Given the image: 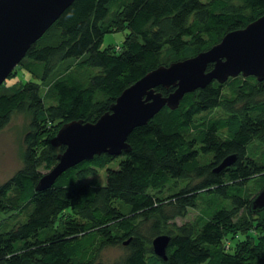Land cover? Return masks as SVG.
Masks as SVG:
<instances>
[{
	"label": "trees",
	"instance_id": "16d2710c",
	"mask_svg": "<svg viewBox=\"0 0 264 264\" xmlns=\"http://www.w3.org/2000/svg\"><path fill=\"white\" fill-rule=\"evenodd\" d=\"M262 14L264 0H73L0 85V129L15 111L31 115L22 164L0 182V264H264V208L248 209L264 185V79L252 75L185 93L132 129L129 150L35 188L64 148L50 144L63 123L95 120L147 71ZM119 29L120 44L101 45ZM194 207V219L176 221ZM160 233L166 258L151 247ZM124 240L116 259L100 258Z\"/></svg>",
	"mask_w": 264,
	"mask_h": 264
},
{
	"label": "water",
	"instance_id": "95a60500",
	"mask_svg": "<svg viewBox=\"0 0 264 264\" xmlns=\"http://www.w3.org/2000/svg\"><path fill=\"white\" fill-rule=\"evenodd\" d=\"M73 0H0V85L24 57L28 48L46 31ZM212 66L208 69V64ZM238 74L264 79V14L247 25L227 32L206 51L160 64L125 87L109 109L95 120L73 119L63 123L50 144L64 148L54 165L38 179L45 189L68 167L102 152L118 154L130 149L128 134L148 121L163 106L174 109L185 93L213 80L224 82ZM156 86L171 89L163 94ZM235 153L225 156L215 170L233 163ZM264 208V185L248 203L251 212ZM170 235L151 239L155 254L166 258ZM128 240H124L127 243Z\"/></svg>",
	"mask_w": 264,
	"mask_h": 264
},
{
	"label": "rangeland",
	"instance_id": "374dc122",
	"mask_svg": "<svg viewBox=\"0 0 264 264\" xmlns=\"http://www.w3.org/2000/svg\"><path fill=\"white\" fill-rule=\"evenodd\" d=\"M123 37L124 31L120 29L106 32L103 36L101 45L116 46L122 42ZM19 74L20 72H18V75ZM15 79L16 78H11L7 81L10 82ZM30 119L31 115L28 112L15 111L12 113L9 121L0 129V182L8 178L22 164L21 151L23 148V137L26 130L29 129ZM45 171L47 170H43V172ZM99 179L101 180L102 177L100 176ZM215 194V192L212 193L214 198ZM208 195L211 194L208 193ZM210 206L212 207L213 204H210ZM198 213V207L189 208L184 216L176 217V221L180 223L182 221L192 220L198 215ZM2 216L3 214L0 213V218ZM142 228L145 231V234H147L148 232L145 230L146 226ZM125 245L126 243L123 241L121 244L102 248L100 251V258L104 261H112L116 259L119 255L125 252Z\"/></svg>",
	"mask_w": 264,
	"mask_h": 264
}]
</instances>
